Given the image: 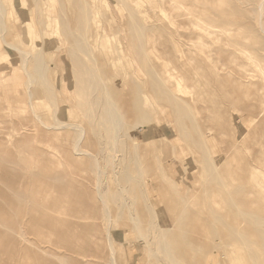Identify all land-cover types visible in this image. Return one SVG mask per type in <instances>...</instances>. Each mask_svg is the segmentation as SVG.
I'll use <instances>...</instances> for the list:
<instances>
[{
    "label": "rangeland",
    "instance_id": "rangeland-1",
    "mask_svg": "<svg viewBox=\"0 0 264 264\" xmlns=\"http://www.w3.org/2000/svg\"><path fill=\"white\" fill-rule=\"evenodd\" d=\"M17 1L2 0L5 31L0 26V264H108L107 230L115 264H158L153 247L175 264H264V0L237 1L251 28L241 15H230L219 25L205 22L208 34L200 16L210 14L208 5L225 10L223 0L194 11L193 0H123L149 28L148 68L139 62L120 0H92L87 27L100 32L93 50L103 79L99 93H108L120 123L105 157L86 109L77 105L68 15L56 0ZM56 18L62 30L54 40ZM220 28L232 34L225 37ZM13 45L32 51L27 68L33 74L35 56L48 63L30 87ZM152 77L166 94L151 87ZM56 119L84 124L81 152L70 143L80 131L44 125ZM173 237L181 253L157 247Z\"/></svg>",
    "mask_w": 264,
    "mask_h": 264
},
{
    "label": "bare ground",
    "instance_id": "bare-ground-1",
    "mask_svg": "<svg viewBox=\"0 0 264 264\" xmlns=\"http://www.w3.org/2000/svg\"><path fill=\"white\" fill-rule=\"evenodd\" d=\"M17 1V0H16ZM57 1V3H58V8L60 9V10H62V11H64L65 10V14H67L68 15V27H69V29H68V34L70 35V37H71V41L73 42V43H71V44H73V50L72 51H69L68 53H67V51H66V53H67V56L69 57V60H70V62L72 63V66H71V68H70V71H71V73H73V75L75 76V78H74V82H73V86H74V89H75V93H76V95H77V97H76V101H77V105H78V107L80 108V109H83L84 108V110L86 109V111H87V113H88V119H89V121L91 122V126H92V128H93V131L95 132V134H96V136H97V138H95L96 139V141H97V143L99 144H97L98 146H99V150L98 151H100V153L103 155V157H105V153H106V151H107V149H108V146H109V144H110V137H112V130L113 131H116L117 129L118 130H120V127H118L119 125H120V123H119V121L118 120H116V119H114V117H113V112H111L110 111V109H109V106H108V104H109V99H108V101H106L107 100V98H109V97H107V94H105L104 92H101V93H99V91H103L102 90V85H101V83H102V78H101V76H100V74H99V71H98V67H97V64H96V61L98 60L97 58H96V56L93 54V50H94V48H97V46H96V41H97V39H98V37H99V34H100V32L97 30V32H96V34H93V33H91L90 31H88V22H89V20H90V16H91V8H93V7H96L95 5H94V3H93V1L92 0H56ZM208 0H193V1H189V3H190V7H189V10H191V11H194V10H196V7H201V9H206L207 8V3H209V2H207ZM220 1V0H219ZM222 1V0H221ZM238 0H223V4H224V6H225V8H226V5H228V7L224 10L223 8H217V6L214 8V7H212V6H210V5H208L209 7V9H210V14H208L207 15V13H206V15H202V16H200V19H201V21L204 23V24H202V25H204L203 27H205L204 29H207V34L210 32L211 33V31H210V29H208V27L205 25V22H207V23H210V24H216L217 23V21L218 22H220V24H221V21L222 20H224V21H226L225 19L226 18H228V17H230V15L232 16V15H237V16H239V15H241L242 16V18L240 17V19L242 20H240L239 18H237L238 20H240L242 23L244 22V23H246V27L249 25L250 26V28H251V22H249V21H251V20H249V18L247 17V16H245L246 15V13L244 12V11H246V10H240L239 8H238V6H237V2ZM244 1V0H243ZM253 1V0H252ZM254 1H256V0H254ZM18 2V1H17ZM21 2V1H20ZM120 2L122 3V5H123V9H125V11H126V14H124L123 13V15H126V17L128 18V20H127V22L125 23V26H126V29L128 30V33L130 34V36L132 37V39H134V42L132 43V45H134L135 47H137V49H138V52H139V62L141 63V64H143V66H145V68H148V61H147V59H146V48H145V41H146V32L144 31V30H146L147 31V29H149V28H145L144 27V25L140 22V17H139V15L134 11V9H132V7L131 6H133V5H128L125 1H123V0H120ZM180 2V1H179ZM184 2V1H183ZM211 2V1H210ZM217 2V1H216ZM240 2V1H239ZM246 2H247V0H246ZM33 3H35V2H33ZM40 3H41V1H40ZM39 3V4H40ZM214 3V2H213ZM187 4V3H186ZM222 4V5H223ZM4 4L2 3V0H0V26L2 27V29L4 30V28H5V22H4V18H5V15H6V13H5V7L3 6ZM36 5V4H35ZM38 5V4H37ZM211 5H212V3H211ZM219 5V4H218ZM221 5V4H220ZM254 5H256V4H254ZM42 6V5H41ZM189 6V5H188ZM44 7V6H43ZM42 7V8H43ZM48 7V6H47ZM256 7V6H255ZM35 8V7H34ZM39 8V7H38ZM253 8V7H252ZM37 9V8H36ZM45 9V8H44ZM122 9V10H123ZM198 9V8H197ZM200 9V8H199ZM223 9V10H222ZM24 10V9H23ZM35 10V9H34ZM42 10V9H41ZM97 10V9H96ZM122 10H119V11H122ZM140 11H142V10H140ZM36 12H37V10H36ZM139 12V11H138ZM247 12V11H246ZM38 13V12H37ZM39 13H41V12H39ZM211 13H213L214 14V16L216 15V22H214V20H215V18H212V15H211ZM37 15V17H38V14H36ZM45 15H46V13H45ZM251 15V14H250ZM57 16V15H56ZM32 17H33V15H32ZM50 17V16H49ZM64 17V16H63ZM67 17V16H66ZM236 17V16H235ZM58 18H59V16H58ZM61 18V17H60ZM59 18V19H60ZM142 18V17H141ZM232 19H231V21L233 20V17H231ZM44 19L46 20V17H44ZM63 19V21H64V18H61L60 20H62ZM229 19V18H228ZM235 19V18H234ZM43 20V19H42ZM58 21L57 20V18H56V21L55 22H53L51 25H52V30H51V35L53 36L52 38H54V40L55 39H58L59 37H58V35L59 34H61V30H62V26H61V23H62V21ZM230 20V19H229ZM37 21H39V20H37ZM51 21V20H50ZM195 21H197V20H195ZM230 21V22H231ZM41 22V21H40ZM143 22V21H142ZM188 22V21H187ZM191 22V21H190ZM235 22V21H234ZM233 22V23H234ZM240 22V23H241ZM42 23V22H41ZM91 23V22H90ZM192 23V22H191ZM225 24H226V22H224ZM229 23V22H228ZM232 23V24H233ZM237 23H238V21H237ZM250 23V24H249ZM45 24H48V22L47 23H45ZM218 24V23H217ZM223 24V23H222ZM235 24H236V22H235ZM248 24V25H247ZM150 25V24H149ZM187 25V24H186ZM219 25V24H218ZM239 25H241V24H239ZM244 24H242V26H243ZM48 26V25H47ZM46 25H45V27H47ZM92 26V25H91ZM90 26V27H91ZM236 26V25H235ZM147 27V26H146ZM149 27V26H148ZM238 27V26H237ZM150 28H151V30L150 31H152V28L153 27H151L150 26ZM242 28V27H241ZM2 29H1V32H2ZM47 29V28H46ZM199 29V28H198ZM202 29V28H201ZM200 29V30H201ZM221 30H222V32L224 31V33L226 34L227 33V30H224V29H222V28H220ZM228 29V28H227ZM234 29V28H233ZM248 29V28H247ZM253 29H255V28H253ZM199 30V31H200ZM203 30V29H202ZM212 30V29H211ZM220 30V31H221ZM260 30V29H259ZM5 31V30H4ZM47 31V30H46ZM150 31H148V32H150ZM204 31V30H203ZM209 31V32H208ZM231 31V29H229V31L228 32H230ZM255 31V30H254ZM254 31H253V34H252V37H254L253 38V40H255V39H257V41H259L260 40V36L257 34H254ZM263 31H264V29H263ZM90 32V33H89ZM252 32V31H251ZM258 32V31H257ZM4 32H2V34H3ZM29 33V32H28ZM205 33V32H204ZM212 33H213V31H212ZM223 33V34H224ZM235 33H236V31H235ZM221 34V33H220ZM222 34V35H223ZM232 34V33H231ZM231 34H229L228 33V35H231ZM213 35V34H212ZM227 34H226V36L225 37H227L228 36ZM237 35V34H236ZM240 35V34H239ZM238 35V36H239ZM63 36V35H62ZM101 36V35H100ZM65 37V36H64ZM245 37V36H244ZM247 37V36H246ZM4 38V37H3ZM230 38V37H229ZM62 39V38H61ZM148 39V38H147ZM227 39V38H226ZM229 40V39H228ZM3 41H4V39H3ZM61 41V40H60ZM63 41V40H62ZM132 41V40H131ZM249 41V40H248ZM256 41V42H257ZM256 42H253L254 44L256 43ZM259 42H261V40L259 41ZM5 43L7 44V42L5 41ZM34 43V42H33ZM148 43V42H147ZM222 43V42H221ZM234 43H236V42H234ZM243 43V42H242ZM242 43H240V44H242ZM252 43V42H251ZM252 43V44H253ZM35 44V43H34ZM8 46H9V44H8ZM14 46V49L16 48L18 51H19V53H21L22 54V56H21V59H22V57H23V59H22V61H23V68L25 69V72L27 73V75H28V87H30V85H31V83L33 82V79L35 78V77H43V76H45V67L47 66V64H46V66H44L45 65V60L43 59V57H42V55H38V56H35L36 58H33L34 59V61H35V63L33 64V65H35L36 66V71H35V74H33V72H31V71H29L28 70V68H27V62H28V56L29 55H31L32 53V51L30 52L29 50H23V49H19L16 45H13ZM134 46H132V47H134ZM196 46V45H195ZM245 46V45H244ZM10 47L11 48H13L12 47V45H11V43H10ZM190 47V46H189ZM205 47V46H204ZM258 48V47H257ZM67 49V48H66ZM198 49V48H197ZM241 49V48H240ZM134 50V49H133ZM34 51V50H33ZM129 51V50H128ZM39 52V51H38ZM257 52V51H256ZM41 53V52H40ZM137 54V53H136ZM256 54V53H255ZM87 58L88 60H92L93 62L92 63H89V61L88 60H86L85 58ZM257 57V56H256ZM257 58H259V57H257ZM263 61V60H262ZM151 65V64H150ZM50 66V65H49ZM142 66V65H141ZM142 66V67H143ZM151 66H153V65H151ZM150 70V69H149ZM155 70V69H154ZM156 71V70H155ZM126 72V71H125ZM147 72V71H146ZM157 72V71H156ZM127 74H128V72H126ZM25 74V73H24ZM54 74V73H53ZM52 74V75H53ZM26 75V74H25ZM159 75V74H158ZM118 76V75H117ZM131 77H132V75H130ZM46 77H47V75H46ZM54 78H56L55 76H53ZM120 77V76H119ZM122 77V76H121ZM129 77V76H128ZM53 79V78H52ZM109 79V78H108ZM114 79V78H113ZM46 82H48V79H46L45 80ZM55 81V80H54ZM163 81V80H162ZM164 83V82H163ZM166 83V82H165ZM111 84V83H110ZM164 85V84H163ZM104 86V85H103ZM151 87L152 88H154V89H157L159 92H164V88L161 86V84H160V82L158 81V79H156V78H153L152 77V80H151ZM68 88V87H67ZM67 88L65 89V90H67ZM43 89V88H42ZM44 89H45V86H44ZM51 89H53V88H51ZM50 88H47L45 91H46V93L48 94V97H50V98H52V90H51ZM69 89V88H68ZM106 90V89H105ZM112 91V90H111ZM154 91V93H155V90H153ZM167 91V90H166ZM170 91V90H169ZM169 93V92H168ZM46 94V95H47ZM110 94V93H109ZM163 94H166V93H163ZM172 94V93H171ZM171 94L169 95L170 97V100H172L175 104H176V95H174V96H176L175 98L174 97H172L171 96ZM174 94V93H173ZM111 95V94H110ZM156 95V94H155ZM30 96H32L31 94H30ZM29 96V97H30ZM159 96V95H158ZM165 96V95H164ZM181 96V95H180ZM183 98V97H182ZM175 99V100H174ZM180 99V98H179ZM47 100H48V98H47ZM126 100V99H125ZM53 101V100H52ZM108 102V103H107ZM112 102V101H111ZM115 102V101H114ZM185 102V101H184ZM32 103V102H31ZM113 103V102H112ZM52 104V103H51ZM133 105V104H132ZM114 108V107H113ZM56 109H58V108H56ZM79 110V109H78ZM176 110L177 111H181V107L180 106H177L176 107ZM54 111H56V110H54ZM81 111V110H80ZM186 112V111H185ZM188 112V111H187ZM189 112H190V110H189ZM35 113V112H34ZM36 114V116L37 117H39V114L38 113H35ZM57 114V113H56ZM120 114V113H119ZM135 114V113H134ZM191 114V113H190ZM42 116V115H41ZM135 116V115H134ZM54 117V119H55V116H53ZM131 117V116H130ZM192 117H193V115H192ZM40 118V117H39ZM60 118V117H59ZM60 119H62V118H60ZM62 120H64V118L62 119ZM190 120V119H189ZM196 120V119H195ZM58 122V119H56L55 120V122ZM109 124V125H108ZM117 124V125H116ZM119 124V125H118ZM131 124V123H130ZM44 125L46 126V127H48V128H61V127H64V126H72L73 128H75V129H77L76 131V133L75 134H77L78 133V131H80L81 133L78 135V136H76V135H74V136H76L75 137V139H73L74 141H71L70 140V143H72V142H74V150L76 151V152H81L82 150L80 149V139H81V137L85 134L84 133V131L86 130L85 128V126H84V124L82 123V122H79V121H75V122H65V121H60L59 120V122H58V124H56V123H54V124H45L44 123ZM125 125V124H124ZM126 129V128H125ZM189 129V128H188ZM201 129V128H200ZM74 130V129H73ZM202 130V129H201ZM92 131V132H93ZM84 133V134H83ZM83 134V135H82ZM202 134V133H201ZM115 136V135H114ZM117 136V135H116ZM122 136V135H121ZM73 137V136H72ZM84 137V136H83ZM114 140V139H113ZM116 140V139H115ZM112 142V141H111ZM199 142H201V141H199ZM114 145H115V143H114ZM81 147H82V145H81ZM68 148V147H67ZM72 148V147H71ZM84 150V149H83ZM91 151V150H90ZM95 152V151H94ZM91 153V152H90ZM109 153V152H108ZM130 154V153H129ZM91 155H94V154H92L91 153ZM88 156H89V154H88ZM99 156V155H98ZM129 156V155H128ZM208 156H210V155H207V157ZM211 157V156H210ZM89 158H94V156L93 157H90L89 156ZM99 158H100V156H99ZM99 158L97 159V161L99 160ZM95 159V160H96ZM117 159V158H116ZM208 160H210L209 162L211 163V160H213V159H209V157L207 158ZM94 161V160H93ZM97 161H96V163H97ZM114 162H115V160H114ZM206 163H207V161H205ZM215 162V161H214ZM94 163V162H93ZM100 163V162H99ZM209 163V164H210ZM212 165H213V162H212ZM215 165V164H214ZM213 165V166H214ZM96 166V165H95ZM115 167H117V165L115 164ZM208 168H209V166H208ZM214 168H215V166H214ZM216 170V169H215ZM103 171V170H102ZM101 171V172H102ZM128 171H130V170H128ZM98 172V171H97ZM116 172V171H115ZM97 175H98V173H97ZM101 175V173H99V176ZM217 175H219V174H217ZM98 177V176H97ZM101 177V176H100ZM99 177V178H100ZM220 178V177H219ZM100 180H101V178H100ZM221 181V180H220ZM101 182V181H100ZM101 183H103V182H101ZM218 184H220L219 182H218ZM122 184H120V186H121ZM99 188V187H98ZM203 188V187H202ZM100 192H102V188L100 187ZM121 189V188H120ZM144 189V188H143ZM123 190V189H122ZM120 191V190H119ZM143 191V190H142ZM145 191V190H144ZM123 191H121L120 193H122ZM144 193V192H143ZM102 197H103V195H102V193L100 194ZM144 196H148V194H145ZM104 198V197H103ZM102 198V199H103ZM125 198V197H124ZM126 199V198H125ZM103 201V200H102ZM125 201H128V199L127 200H125ZM132 201V200H131ZM128 203V202H127ZM133 203V202H132ZM231 203V202H230ZM234 203V202H233ZM119 204V203H118ZM125 204H126V202H125ZM129 204V203H128ZM234 205H236V204H234ZM130 206V205H129ZM128 206V207H129ZM146 211H150V213L152 214L153 213V206L152 205H150L149 203L147 204L146 203ZM144 206V207H145ZM209 206V205H208ZM106 207H108L109 208V206L107 205V206H105V207H103V208H105L106 209ZM108 208L106 209V211H105V214L106 215H110L111 213H109V210H108ZM238 208V207H237ZM131 209H133V208H131ZM239 209V208H238ZM133 211V210H132ZM240 211H242V210H240ZM141 213L142 212H145V211H140ZM129 213H131V212H129ZM147 213V212H146ZM212 213V212H211ZM239 213V212H238ZM121 214V213H120ZM155 214V213H154ZM240 214H242V213H240ZM243 214H245L244 212H243ZM213 215V214H212ZM257 215V214H256ZM214 216V215H213ZM245 216H247V215H244V216H242V217H245ZM250 216V215H249ZM258 216H260V215H258ZM131 217H133L132 215H131ZM152 217V216H151ZM262 217V216H261ZM264 217V216H263ZM111 218V217H110ZM109 218V219H110ZM108 219V218H107ZM108 219V220H109ZM133 219V218H132ZM155 219V218H154ZM183 219V218H182ZM246 219H248L249 220V218H246ZM151 220H153L152 218H151ZM253 220V219H252ZM261 220H262V218H261ZM110 221V220H109ZM155 221H150V225H152L153 226V228H156L157 230H158V225L157 224H155L154 223ZM179 222V221H178ZM221 222V221H220ZM251 222V221H250ZM109 223V222H108ZM223 223V222H222ZM256 223V222H255ZM111 225V224H110ZM226 225V224H225ZM259 225V224H258ZM257 225V226H258ZM109 226V225H108ZM260 227V226H259ZM108 228H110V227H108ZM214 228V227H213ZM263 229V228H262ZM256 230V229H255ZM107 232L108 233H106L107 234V240H108V243L107 244H109V248H110V250H111V259L109 260V262L110 263H108V264H115L116 263V261H115V259H116V254H115V242H114V237H113V235H112V231L111 230H107ZM165 232V231H164ZM219 232V231H218ZM150 233V232H149ZM167 233V232H166ZM239 234V233H238ZM235 235V234H234ZM236 236H237V234H236ZM241 236V235H240ZM243 236V235H242ZM174 238V237H173ZM239 238V237H238ZM241 238V237H240ZM244 238V237H243ZM175 239V238H174ZM172 239V240H168V241H158V243H157V247H162L164 250H166V252L167 251H169V250H171V251H176V252H178V254L179 253H181L182 252V250H183V248H182V246L181 245H179L178 244V241L175 239ZM247 239V238H246ZM149 240V239H148ZM242 240V239H241ZM141 241V240H140ZM239 241V240H238ZM251 242V241H250ZM253 242V241H252ZM186 245V244H185ZM150 245H148V247H149ZM154 246V245H153ZM188 246V245H187ZM192 246V245H191ZM193 247H194V245H193ZM245 247V246H244ZM158 248H156V247H153V251H154V254H155V257H156V263H158V264H175V262H174V260H173V258H171V256H168V257H166V258H164L163 256H160V255H158V250H157ZM191 249H192V247H191ZM191 249H190V251H191ZM196 249V248H195ZM247 249V248H246ZM249 249V248H248ZM254 250V249H253ZM253 250H252V252H253ZM187 251V250H186ZM248 252V251H247ZM249 252L251 253V250H249ZM248 252V253H249ZM254 253V252H253ZM250 255V254H249ZM109 256V255H108ZM257 256V255H256ZM255 256V257H256ZM182 257H183V255H182ZM181 257V258H182ZM179 259V258H178ZM183 259V258H182ZM181 259V260H182ZM253 259V258H252ZM251 259V260H252ZM261 259H259V261H260ZM183 261V260H182ZM254 261V260H253ZM245 262V261H244ZM255 262V261H254ZM257 262V261H256ZM260 263V262H259ZM182 264H184V263H182ZM188 264V263H187ZM255 264V263H254Z\"/></svg>",
    "mask_w": 264,
    "mask_h": 264
},
{
    "label": "crops",
    "instance_id": "crops-1",
    "mask_svg": "<svg viewBox=\"0 0 264 264\" xmlns=\"http://www.w3.org/2000/svg\"><path fill=\"white\" fill-rule=\"evenodd\" d=\"M10 1V0H9ZM12 7H13V5H12ZM6 10V9H5ZM44 9H42V11H43ZM45 12V10L43 11V13ZM23 13V12H22ZM23 16H24V14H23ZM26 18H28V15H27V17ZM38 22H40V21H38ZM42 23H44V21L42 20L41 21ZM44 26H45V23H44ZM28 29V28H27ZM30 29V36H31V38H30V42L32 43V47H33V44L35 43L36 44V41L34 42V40H35V37H34V35H33V32L31 31V27L29 28ZM27 33H28V31H27ZM42 33H45L46 34V27H45V31H43ZM29 34V33H28ZM12 35H14L13 33H12ZM34 42V43H33ZM36 46H37V44H36Z\"/></svg>",
    "mask_w": 264,
    "mask_h": 264
}]
</instances>
